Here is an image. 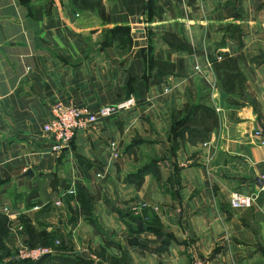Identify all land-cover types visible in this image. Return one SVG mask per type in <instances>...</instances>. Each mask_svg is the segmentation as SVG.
I'll list each match as a JSON object with an SVG mask.
<instances>
[{
	"label": "crops",
	"instance_id": "0c3cea01",
	"mask_svg": "<svg viewBox=\"0 0 264 264\" xmlns=\"http://www.w3.org/2000/svg\"><path fill=\"white\" fill-rule=\"evenodd\" d=\"M230 68L239 79L223 78ZM126 99L135 105L51 151L42 127L57 105ZM191 107L205 138L172 137ZM262 140L264 0H0V207L66 245L59 253L264 264ZM78 187L91 217L69 224ZM238 195L251 205L233 208Z\"/></svg>",
	"mask_w": 264,
	"mask_h": 264
},
{
	"label": "built area",
	"instance_id": "2783aa9c",
	"mask_svg": "<svg viewBox=\"0 0 264 264\" xmlns=\"http://www.w3.org/2000/svg\"><path fill=\"white\" fill-rule=\"evenodd\" d=\"M194 70L199 72L198 66L194 67ZM135 105L133 99H126L112 105H106L97 108L94 111H88L84 108H80L74 104L57 105L53 110L52 118L42 127L45 134L51 137V151L53 153H60L63 149L68 147L75 135L80 131H88L93 129L98 123L107 120L115 115L124 113ZM254 136L261 137L259 131L254 132ZM260 145H264V140L260 142ZM111 146H115L111 143ZM114 157H117V153L114 152ZM99 178L100 175H97ZM72 194L73 191H68ZM251 198L245 196H234L231 201L233 208L249 207L251 205ZM55 206H60L59 200L55 201ZM145 207L152 208L153 212L158 213V207L151 205L145 201L140 202ZM0 212L5 214L9 220H15L16 217L11 213L7 207H0ZM21 226L16 227V231H20ZM45 254H51V250L48 248H23L19 250L15 257L19 260L35 261L41 258ZM192 264H208L204 259L195 257Z\"/></svg>",
	"mask_w": 264,
	"mask_h": 264
},
{
	"label": "trees",
	"instance_id": "16d2710c",
	"mask_svg": "<svg viewBox=\"0 0 264 264\" xmlns=\"http://www.w3.org/2000/svg\"><path fill=\"white\" fill-rule=\"evenodd\" d=\"M223 78L237 80L239 79V75L235 74V69L230 68L227 73L223 74ZM197 113L198 107H191L186 112L185 117L175 120L171 128L172 137H183L187 135L190 141L195 139L203 140L206 136V130L201 131L190 128L191 124L197 122ZM73 199H76L80 209H73L70 206L68 207L70 213L68 223H76L80 216L85 218L91 217L92 198L83 188L78 187L75 196L66 195V201L68 203ZM17 222L21 225L20 237L21 243L24 247L35 248V246L40 243H43L45 246L52 245L50 237L44 232L37 231L27 217L20 216ZM10 227V220L0 213V264H89L75 256H66L59 253L58 251L61 252L62 250L67 249V246L63 244L59 245L58 248L56 247V253L52 252L51 256L47 258H39L35 261L15 259L13 257L14 250L8 245Z\"/></svg>",
	"mask_w": 264,
	"mask_h": 264
},
{
	"label": "rangeland",
	"instance_id": "374dc122",
	"mask_svg": "<svg viewBox=\"0 0 264 264\" xmlns=\"http://www.w3.org/2000/svg\"><path fill=\"white\" fill-rule=\"evenodd\" d=\"M55 201L53 202V207H57V206H55ZM9 209V208H8ZM11 211V210H10ZM1 213V212H0ZM3 214V213H2ZM3 215H5V214H3ZM6 216V215H5ZM7 217V216H6ZM16 217V219L15 220H10V222H11V224L13 223L12 221H16V220H18V217L17 216H15ZM17 225H19V223L17 222ZM21 226V225H20ZM10 231H11V227H10ZM10 231H9V234H10ZM21 231V230H20ZM60 245V242H58L57 243V245H56V243H54V242H52V245H49V246H45V245H43V243H40V244H37L36 246H35V248H48V249H50V250H53L54 252H56L57 251V249H56V247H58ZM23 248H27V247H24V246H19L18 247V249H14V251H13V257L16 259V257H15V255H16V253L19 251V250H21V249H23ZM27 249H33V248H27Z\"/></svg>",
	"mask_w": 264,
	"mask_h": 264
},
{
	"label": "water",
	"instance_id": "95a60500",
	"mask_svg": "<svg viewBox=\"0 0 264 264\" xmlns=\"http://www.w3.org/2000/svg\"><path fill=\"white\" fill-rule=\"evenodd\" d=\"M24 177H26V176H28V177H32V172L31 171H26L25 173H24V175H23ZM254 182H255V186L257 187V188H259V189H262L263 188V181L261 180V179H259V178H255L254 179ZM141 226V225H140ZM139 226V227H140ZM51 256V254H45V255H43L40 259H43V258H47V257H50Z\"/></svg>",
	"mask_w": 264,
	"mask_h": 264
}]
</instances>
